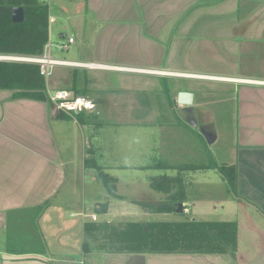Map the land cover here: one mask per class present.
Instances as JSON below:
<instances>
[{"label": "crops", "instance_id": "crops-1", "mask_svg": "<svg viewBox=\"0 0 264 264\" xmlns=\"http://www.w3.org/2000/svg\"><path fill=\"white\" fill-rule=\"evenodd\" d=\"M66 1L75 5L76 15L59 23L53 8L66 12L65 0L47 1L48 51L71 62L54 68L48 90L87 96L96 110L58 119L46 102L12 99L0 91V264H264V246L261 257L255 249L264 236V99L256 97L264 98V0ZM70 37L74 43L64 48ZM134 40L141 51L144 46L149 50L141 64L127 63L114 53L118 44L128 43L131 49ZM73 47L76 53L69 57L58 54V49L70 52ZM168 79L176 80L174 91ZM178 79L200 81L197 85L209 89L207 80L235 86L243 125L253 124L252 132L244 128L237 136L240 146L226 162L237 169L238 196L230 194L236 205L246 204V213L225 220L193 219L236 222L234 254L133 253L106 239L107 225L116 224L108 216L112 201L147 203L127 196L121 190L126 182L113 171H162L158 177L173 171V190L184 189L179 203L185 212L194 184L212 178L211 170L219 172L211 167L217 163L211 149L220 135L205 115L210 102L196 98ZM163 90L165 100L141 99L142 93ZM181 91L194 93L191 105L178 102ZM126 125L140 133L113 135ZM181 125L189 130L184 129L186 135L180 133ZM202 148L210 151L211 162L201 160ZM135 156L144 159L136 162ZM191 164L205 168H180ZM101 172L116 177L121 198L107 190V200H97L89 211L86 173L103 184ZM156 177L148 176L144 185L159 196L152 187ZM221 180L229 186L223 175Z\"/></svg>", "mask_w": 264, "mask_h": 264}, {"label": "trees", "instance_id": "trees-1", "mask_svg": "<svg viewBox=\"0 0 264 264\" xmlns=\"http://www.w3.org/2000/svg\"><path fill=\"white\" fill-rule=\"evenodd\" d=\"M24 6L25 20L16 23L12 8ZM49 5L40 0H0V55L38 56L45 52L49 43ZM0 91H7L12 99H30L54 105L49 99L48 85L39 64L21 60H0ZM56 118L69 119L62 111H55ZM225 177L231 192L237 193V169L233 164L213 163ZM185 170H198L203 165L180 166ZM100 179L112 196L121 198L117 192L116 177L106 172ZM177 178L163 174L153 180L152 187L168 195L163 204L137 202L157 212H170L178 208L185 194L183 187L173 192ZM163 202V201H162ZM100 227H103L102 224ZM106 239L119 250L133 253H231L238 242V227L230 221H156L146 226L130 222L125 227L107 225ZM102 231V228H101ZM87 245V243H85Z\"/></svg>", "mask_w": 264, "mask_h": 264}, {"label": "rangeland", "instance_id": "rangeland-1", "mask_svg": "<svg viewBox=\"0 0 264 264\" xmlns=\"http://www.w3.org/2000/svg\"><path fill=\"white\" fill-rule=\"evenodd\" d=\"M40 1L46 3L48 0ZM68 2L69 1L65 0V4H67L68 7V10L66 12L59 10L55 6L53 8V14L57 16L56 19H58V23L60 22V20L61 22H64L65 19H67L68 17L73 18L76 15L74 9L75 5L70 4ZM70 22L72 23L73 20ZM134 42L135 40L133 41V47L131 49L129 48L128 43L126 45H116L117 50L120 49L119 51H114L116 57L121 58V60H126L127 63L130 64H141V60L147 55H149V50H147L144 46V51H141L140 46L138 44H134ZM52 43L54 45L53 41ZM51 50L55 51V47L52 46ZM69 51L70 52L58 49V54L69 57L72 55V53H76L75 47L71 48ZM91 52L93 51H86V54H93ZM212 68L214 69V67ZM51 79L52 77H50L47 81V85L48 83H51ZM178 80L181 82V84L185 85V87L194 90V92L196 93V98L200 97L201 100L207 99L210 102V105L205 108L208 113L205 115L209 117L207 118L209 123L212 125V130H214L216 134L220 135V140L212 146V149L210 148L217 156V158L215 157L214 160L218 164H223L227 161L232 160L235 156L236 149L238 148L237 146H240L239 140L241 139H239V137L237 138V136H240L241 133L244 132V128H247V130H249L250 132L253 131V124H250L248 127H245L243 125V117L240 115V112L238 111L237 107V105L240 103V95L237 91L234 90L235 86H230L222 81L207 80L206 83H210V86H212V88L209 89L208 87H205L202 84L197 85V83H201L200 81L195 82L194 80L190 79ZM174 81L176 80L168 79V84L171 89H173V91ZM141 95L142 101L145 100L146 97L148 100H150V98L153 100H165L164 98H166L164 90L163 92H153L152 94H149V96H146V94L144 93H142ZM256 97L258 99H264L258 93H256ZM262 125L263 124H260V127L264 128V126ZM129 126L130 125L123 126L126 127V129H120L121 127H119L116 130H113V135H134L136 134V132L138 134L140 133L139 128ZM181 127L182 129L180 133L186 135V131L189 132V130H187L183 125H181ZM261 132L263 131L258 129L256 131V134L260 135ZM202 149L204 154L201 160L203 162H208L210 160V151L206 148ZM134 158L136 159V162H139V160L144 159L138 156H135ZM209 162H211V160ZM114 173L120 176L121 180L126 182L125 186H123L125 189L121 188V190L127 192V196H133L135 198L141 199L142 201H146L147 203H153L157 205H161L169 199L166 193L160 192L159 196H157V194H152L151 192H148V189H146L144 185V182H146L148 176L155 174V176L157 175L158 177V174L162 173V171L144 172L138 169L127 168L121 171H113L111 174ZM173 173V171H169L167 174L173 175ZM187 173L193 174L194 172L192 171ZM210 173L212 175V178L207 177L205 178V180L202 179L199 183L194 184V186L192 187L190 192V198L192 202L187 206L189 209L188 212H185L186 206H183L184 210L182 212H178L177 209H174L170 212H157L150 208H146L136 202H132L131 200H116L114 202L111 200L112 202L108 216L112 221L116 222V225H119L120 227H125V225L130 222H136L146 226V229L149 223L156 221H185L192 220L195 218L199 220H225L235 218V215L236 217L240 215L243 216L246 213V211L244 210V208L247 207L246 204H244V207L243 204L236 205L233 195L230 194V187H227L226 182L222 185V174L218 171L216 172L215 170H211ZM91 180H93L92 177H90L89 174L86 173V188L84 197L85 206L87 209H89V211L93 210L94 206L97 204V200L98 202L106 201V195L108 193V189L106 188V186H103L101 182H98L96 180L94 182ZM147 183H149V181ZM177 189L178 188H175L173 192H176ZM187 190L189 192V189ZM194 201H198V204L195 205L193 203ZM201 201H204L206 203H203ZM197 207L198 209H200V211H197ZM209 207H211V209H209ZM248 211L252 212L256 210ZM101 217L102 219L106 218V216L103 217V215ZM260 237L261 239L257 240L255 248L259 251V256L260 253H263L260 250V246H264V236Z\"/></svg>", "mask_w": 264, "mask_h": 264}, {"label": "built area", "instance_id": "built-area-1", "mask_svg": "<svg viewBox=\"0 0 264 264\" xmlns=\"http://www.w3.org/2000/svg\"><path fill=\"white\" fill-rule=\"evenodd\" d=\"M74 37L68 39V43L64 45V48H67V44L74 43ZM50 49V44L46 45L45 52L42 55L38 56H15L21 61H30L40 65L41 73L45 76L48 81L52 76L54 68L58 65L69 64L71 62L55 58L48 51ZM78 64V63H76ZM89 65V64H88ZM93 65V64H91ZM93 66H98L94 64ZM158 74H167L165 71H154ZM49 99L54 105L56 110L62 111L65 114L76 117L79 114L91 112L96 110L95 102L84 95L74 94L67 89H56L48 90Z\"/></svg>", "mask_w": 264, "mask_h": 264}, {"label": "water", "instance_id": "water-1", "mask_svg": "<svg viewBox=\"0 0 264 264\" xmlns=\"http://www.w3.org/2000/svg\"><path fill=\"white\" fill-rule=\"evenodd\" d=\"M12 18L16 23H21L25 20V9L24 6H14L12 8ZM0 60H19L15 56L0 55ZM194 101V93L189 91H181L178 95V102L184 105H191ZM184 210L183 204L178 203V212Z\"/></svg>", "mask_w": 264, "mask_h": 264}]
</instances>
